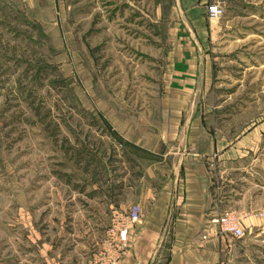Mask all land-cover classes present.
<instances>
[{
	"label": "rangeland",
	"instance_id": "374dc122",
	"mask_svg": "<svg viewBox=\"0 0 264 264\" xmlns=\"http://www.w3.org/2000/svg\"><path fill=\"white\" fill-rule=\"evenodd\" d=\"M191 31L209 67L175 95L168 53ZM178 96L229 136L264 118V0H0V264H92L128 209L99 199L159 161L133 143L164 147L161 99ZM237 167L213 171L241 219L233 264H264V139Z\"/></svg>",
	"mask_w": 264,
	"mask_h": 264
},
{
	"label": "crops",
	"instance_id": "0c3cea01",
	"mask_svg": "<svg viewBox=\"0 0 264 264\" xmlns=\"http://www.w3.org/2000/svg\"><path fill=\"white\" fill-rule=\"evenodd\" d=\"M206 38L192 31L175 36L174 49L168 53L167 78L173 94H191L205 81L209 67L203 48ZM195 102L201 99H161L164 147L150 150L133 143L159 161L148 162L139 177L128 172L126 180L111 188L112 194L99 199L109 209L132 204L141 208V220L131 228L128 247L118 264H233L240 256L239 239L220 234L213 222L224 211L213 171L238 169V163L261 148L264 118L229 136L207 125L213 116L188 114V106ZM123 190L128 191L126 198Z\"/></svg>",
	"mask_w": 264,
	"mask_h": 264
},
{
	"label": "built area",
	"instance_id": "2783aa9c",
	"mask_svg": "<svg viewBox=\"0 0 264 264\" xmlns=\"http://www.w3.org/2000/svg\"><path fill=\"white\" fill-rule=\"evenodd\" d=\"M215 11L216 7H210V12ZM140 220L141 208L138 204L131 205L126 210L113 209L92 264H118L128 247L129 232ZM240 221V217L231 211H225L213 219L220 234L234 239L243 236Z\"/></svg>",
	"mask_w": 264,
	"mask_h": 264
}]
</instances>
